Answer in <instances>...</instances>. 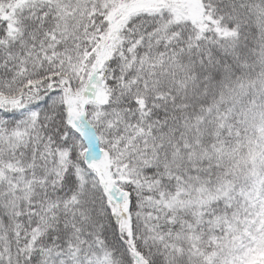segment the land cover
<instances>
[{
  "label": "snow or ice",
  "instance_id": "1",
  "mask_svg": "<svg viewBox=\"0 0 264 264\" xmlns=\"http://www.w3.org/2000/svg\"><path fill=\"white\" fill-rule=\"evenodd\" d=\"M0 264H264V0H0Z\"/></svg>",
  "mask_w": 264,
  "mask_h": 264
}]
</instances>
